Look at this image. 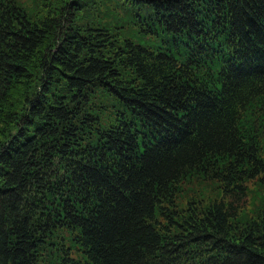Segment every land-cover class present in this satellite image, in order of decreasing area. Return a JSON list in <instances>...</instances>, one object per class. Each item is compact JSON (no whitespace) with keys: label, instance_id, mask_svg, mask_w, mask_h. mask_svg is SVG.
<instances>
[{"label":"trees","instance_id":"obj_1","mask_svg":"<svg viewBox=\"0 0 264 264\" xmlns=\"http://www.w3.org/2000/svg\"><path fill=\"white\" fill-rule=\"evenodd\" d=\"M0 264H264V0H0Z\"/></svg>","mask_w":264,"mask_h":264}]
</instances>
